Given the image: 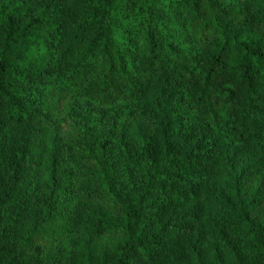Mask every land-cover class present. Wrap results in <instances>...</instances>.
Here are the masks:
<instances>
[{
	"label": "trees",
	"instance_id": "trees-1",
	"mask_svg": "<svg viewBox=\"0 0 264 264\" xmlns=\"http://www.w3.org/2000/svg\"><path fill=\"white\" fill-rule=\"evenodd\" d=\"M0 264H264V0H0Z\"/></svg>",
	"mask_w": 264,
	"mask_h": 264
}]
</instances>
